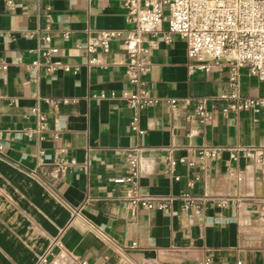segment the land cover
Returning a JSON list of instances; mask_svg holds the SVG:
<instances>
[{"label":"crops","instance_id":"1","mask_svg":"<svg viewBox=\"0 0 264 264\" xmlns=\"http://www.w3.org/2000/svg\"><path fill=\"white\" fill-rule=\"evenodd\" d=\"M12 1L0 0V264H42L43 256L46 264H264L263 170L228 151L264 149V107L223 115L225 104L212 101L204 124L189 119L192 107L171 111L166 100L214 99L229 88L221 66L191 73L185 42L165 41L163 23L146 77L159 102L138 115L139 135L118 98L129 88L124 67L85 66L88 34L132 28L123 0ZM49 47L57 51L46 60ZM98 57L122 60L120 43ZM261 92L242 70L241 96ZM34 108L47 123L42 133ZM188 146L226 150L200 162ZM132 148L144 167L137 191L155 206L135 214L121 200L127 186L115 182L127 173L124 153ZM179 157L194 164L167 174L166 160ZM51 158L76 164L59 172ZM183 193L201 200L202 213L180 211ZM165 197L175 200L156 209Z\"/></svg>","mask_w":264,"mask_h":264},{"label":"built area","instance_id":"2","mask_svg":"<svg viewBox=\"0 0 264 264\" xmlns=\"http://www.w3.org/2000/svg\"><path fill=\"white\" fill-rule=\"evenodd\" d=\"M5 4L13 6V1L5 0ZM122 6L126 11V22L132 28L94 31L88 34L84 44L87 56L85 66L88 69L124 67V80L129 88L122 90L118 98L133 113L129 123L133 132L139 135L144 133L138 129V115L159 102L152 96L151 86L146 77L151 69V52L158 46L156 36L161 31L163 23H166L165 41L170 42L171 37L176 36L185 42L186 54L191 61L189 65L191 73L200 71L207 74L215 66H221L227 70L229 88V92L222 93L214 99L166 100V105L171 111L177 109L179 104L184 107H192L189 119H195V121L204 124L211 119L212 113L208 104L212 101L225 104L221 109L223 115L238 114L244 111L258 113L264 107V0H123ZM45 14L47 16L48 12ZM50 40V36H46L43 43L49 45ZM112 42L120 43L123 59L104 62L98 56L108 54ZM56 51L55 48L49 47L44 50L41 56L48 60L50 55ZM31 67L40 68L41 63L37 60L31 64ZM2 69H5V66H2ZM47 70L53 71L54 69L48 67ZM242 70L248 77L255 78L260 84L262 88L260 96L255 98L241 96ZM63 71L69 72L70 68L64 67ZM63 102L67 101L63 100ZM32 111L37 117L35 132L42 133L47 128L46 120L37 108ZM183 150L203 162L218 160L226 149L188 146ZM228 151L230 159L233 161L238 157L252 160L263 170L264 176V149L249 147L233 148ZM139 152V148L125 151L124 157L128 171L124 176L115 180L116 183L127 186L122 192L121 200L128 206L131 214H135L139 210L155 209L152 200L140 195L137 191L140 173L144 170L139 160ZM43 161L40 159V164ZM51 164L57 171L63 172L74 166L76 162L63 158H51ZM179 164L192 166L194 163L186 157L169 158L165 162V172L169 175L173 174ZM173 178L178 180L176 176ZM190 186L192 184H189ZM178 199L181 202L180 211L182 213L189 211L196 214L202 213L203 203L200 199L189 193L181 194ZM159 200L161 203L156 209L166 210L175 198L165 197ZM221 205H225V202H222ZM39 262L46 264L48 258L43 256Z\"/></svg>","mask_w":264,"mask_h":264}]
</instances>
